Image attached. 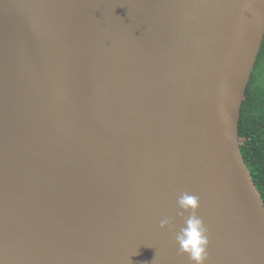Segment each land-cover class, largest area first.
I'll return each mask as SVG.
<instances>
[{"label":"water","instance_id":"obj_1","mask_svg":"<svg viewBox=\"0 0 264 264\" xmlns=\"http://www.w3.org/2000/svg\"><path fill=\"white\" fill-rule=\"evenodd\" d=\"M264 0H0V264H264L240 109ZM168 217L171 225L160 228Z\"/></svg>","mask_w":264,"mask_h":264},{"label":"trees","instance_id":"obj_2","mask_svg":"<svg viewBox=\"0 0 264 264\" xmlns=\"http://www.w3.org/2000/svg\"><path fill=\"white\" fill-rule=\"evenodd\" d=\"M238 137L245 163L264 201V37L240 109Z\"/></svg>","mask_w":264,"mask_h":264},{"label":"clouds","instance_id":"obj_3","mask_svg":"<svg viewBox=\"0 0 264 264\" xmlns=\"http://www.w3.org/2000/svg\"><path fill=\"white\" fill-rule=\"evenodd\" d=\"M181 215L187 212L183 225L175 235L179 251L189 256L193 264H206L209 259V232L203 220L197 214L198 197L191 193L182 194L177 200ZM171 220L164 217L160 220V228L166 229Z\"/></svg>","mask_w":264,"mask_h":264}]
</instances>
